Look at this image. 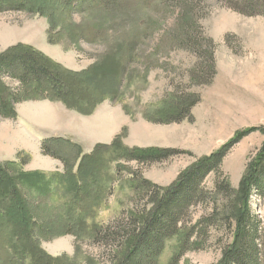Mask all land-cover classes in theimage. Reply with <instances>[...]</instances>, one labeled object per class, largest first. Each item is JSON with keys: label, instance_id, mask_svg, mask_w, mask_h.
Here are the masks:
<instances>
[{"label": "rangeland", "instance_id": "1", "mask_svg": "<svg viewBox=\"0 0 264 264\" xmlns=\"http://www.w3.org/2000/svg\"><path fill=\"white\" fill-rule=\"evenodd\" d=\"M122 1L129 3L124 9L73 13L70 17L74 25H90L106 34L99 42L71 39L69 31L73 29L68 22L63 29L61 25L52 29L46 17L38 14L0 12V53L17 44L29 45L66 71L83 72L99 63L101 70H112L109 74L120 79L115 96L103 99L90 114H82L63 103L61 107L65 110L35 103L45 99L28 98L14 104V118L0 116V162H23L18 173H62L59 159L42 151V140L50 134L89 145L96 139L106 140V136L98 133L105 125L97 121L101 115L109 122L119 121L121 126L114 138L118 137L121 148L181 151L151 162L116 160L113 154L100 161L99 182L90 187V196L102 193L92 207L95 209L92 223L96 226L117 220L122 210L126 214L132 212L134 202L145 203L146 198H134L129 179L138 176L166 187L181 171L220 148L236 132L255 128L234 143L222 161L221 169L236 189L249 162L264 144V16L241 14L222 0H200L193 5L191 14H182V10L179 13L172 0L167 4L155 1L148 6L140 0ZM4 81L10 87L17 85L8 78ZM195 94L200 99L191 107L192 120L155 122L160 111L172 105L177 97L185 100ZM41 105L50 107L54 113L49 121H41L30 109ZM19 114L41 128L28 131V120L22 122ZM111 122L110 132L115 127ZM143 122L147 128H143ZM111 142L103 145L109 149L106 145ZM81 156L80 150L73 170ZM47 157L56 168L44 169L43 160ZM213 179L214 174L206 177L205 185L211 188ZM40 204L50 212L55 205L57 211L58 205L62 209L61 202L48 198ZM249 205L264 221V195L253 190ZM201 210V206L192 209L193 221ZM220 227L211 228L205 246L186 252L177 264H216L221 249L231 238L230 229ZM168 246L159 264H167L172 254ZM41 247L59 257H74L77 248V264L97 261L110 264L113 257V245L91 242L86 237L77 239L72 234L41 241Z\"/></svg>", "mask_w": 264, "mask_h": 264}, {"label": "trees", "instance_id": "2", "mask_svg": "<svg viewBox=\"0 0 264 264\" xmlns=\"http://www.w3.org/2000/svg\"><path fill=\"white\" fill-rule=\"evenodd\" d=\"M140 1L146 6L155 1L171 2ZM172 1L179 13L182 10V14H191L193 5L200 0ZM222 2L241 14L264 16V0ZM127 4L122 0H0V12L38 14L46 17L52 29L58 25L63 29L68 22L73 29L69 31L71 39L99 42L107 35L90 25L72 24L69 21L72 14L124 9ZM194 23L198 26L197 18ZM210 65L213 69L212 63ZM100 67L101 64L96 63L83 72H69L29 45L17 44L7 48L0 53V116L14 118V104L28 98L59 101L82 114H90L103 99L115 96L120 83L118 75L109 74L112 70H101ZM4 78L17 85L10 87ZM199 99L196 94L185 100L177 97L172 105L160 111L155 122L192 120L190 110ZM254 129L236 132L220 148L181 171L166 187L138 176L129 179L131 190L136 194L134 198H146L145 203L138 205L134 202L132 212L126 214L122 210L117 220L97 226L92 223L95 214L92 207L101 199L102 193L98 191L90 196V187L99 182L97 169L100 161L113 154L116 160L151 162L181 151L121 148L118 137H115L110 145H106L109 149L99 144L90 154L82 155L73 170L80 155L79 146L62 137L43 139L42 151L63 163L62 173H18L23 162H0V264H77V248L74 257H59L50 255L41 247V241L63 234L113 245L110 264H159L168 245L172 254L167 264H177L186 252L202 249L210 237L211 228H221L222 225L230 229L231 238L221 249L216 264H264V221L249 205L253 190L264 195V144L249 162L238 188L231 186L221 169L229 148ZM107 149L110 155L106 153ZM211 174L214 179L209 188L205 179ZM116 181L120 179L116 178ZM46 198L58 204L61 202L62 209L58 205L60 210L57 211L55 205L51 213L40 204ZM197 206H201L202 213L193 221L192 209Z\"/></svg>", "mask_w": 264, "mask_h": 264}, {"label": "crops", "instance_id": "3", "mask_svg": "<svg viewBox=\"0 0 264 264\" xmlns=\"http://www.w3.org/2000/svg\"><path fill=\"white\" fill-rule=\"evenodd\" d=\"M36 104H40V103H43V104H47V105H49L50 107H52V108H57V109H60V107L63 105L62 103H50L49 102V100L47 101V100H44V101H41V102H35ZM50 107H48V106H45V105H41V106H39V107H36V108H30V109H34L33 111L34 112H40V111H43V110H41V108H44V109H46V110H48L49 111V113L51 112V108ZM61 108H63V107H61ZM29 109V108H28ZM64 109V108H63ZM65 110V109H64ZM33 112V113H34ZM52 113V112H51ZM54 113H52V116H50V118H48L47 120H44L43 118L42 119H40L39 117V119L41 120V121H49L51 118H53L54 117V115H53ZM19 118H20V120L22 121V122H24V120L25 119H27L26 117H24L23 115H21V114H19ZM28 120V119H27ZM97 121L99 122V123H105V125H103L104 126V128H101L102 129V132L101 131H99L98 133L101 135L102 134V137L103 136H106L107 137V139L105 140H101V139H96L94 142H92L90 145H89V143H81L82 141H79V140H77V139H75V138H73V139H68V138H65V137H63V136H53V137H62V138H64V139H67V140H69L70 142H73V143H76L78 146H79V149L81 150V152H82V155H85V154H90L92 151H94V149L96 148V146L97 145H99V144H108V143H110L112 140H113V138H114V135L117 133V131H118V129H117V127L118 126H121V125H119L120 123H119V121H113V120H110V122L112 123V124H114L115 125V127H114V129H112V131L110 132V129H111V126L112 125H110V122L105 118V115H101L100 117H99V119H97ZM96 121V122H97ZM140 123V122H139ZM28 131H30L29 130V128L30 129H37V128H41L38 124H36V123H34V122H32V121H30V120H28ZM138 124V123H137ZM141 124H143L142 126H144L145 124H144V122L143 123H141ZM29 125H32V126H29ZM110 125V126H109ZM148 126V125H147ZM143 128H147V127H143ZM55 131V130H54ZM110 132V133H109ZM49 137H52V134H50V135H48ZM47 136V137H48ZM52 160V159H51ZM39 161V160H38ZM58 162H59V166L60 167H58L59 169H64V165H63V163L60 161V160H58ZM42 162L41 161H39V164H41ZM43 166H45L44 167V169L45 170H52V168L54 167V168H56V166L54 165V163L52 162L51 163V161H50V158H48L47 157V159H45V160H43ZM49 165V166H48ZM39 168V167H38ZM53 168V169H54ZM76 168V167H75Z\"/></svg>", "mask_w": 264, "mask_h": 264}, {"label": "bare ground", "instance_id": "4", "mask_svg": "<svg viewBox=\"0 0 264 264\" xmlns=\"http://www.w3.org/2000/svg\"><path fill=\"white\" fill-rule=\"evenodd\" d=\"M41 110H43V111H40V112H34V114H35L36 116H38L40 119L44 118L45 116H47V117L52 116V113H51V112L49 113L48 110H46V109H44V108H41Z\"/></svg>", "mask_w": 264, "mask_h": 264}]
</instances>
